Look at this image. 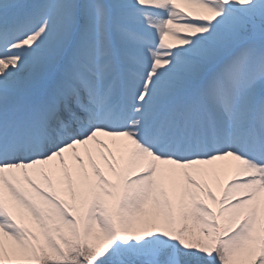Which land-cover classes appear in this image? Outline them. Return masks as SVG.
Here are the masks:
<instances>
[{"label": "snow or ice", "instance_id": "obj_1", "mask_svg": "<svg viewBox=\"0 0 264 264\" xmlns=\"http://www.w3.org/2000/svg\"><path fill=\"white\" fill-rule=\"evenodd\" d=\"M0 264H264V0H0Z\"/></svg>", "mask_w": 264, "mask_h": 264}, {"label": "bare ground", "instance_id": "obj_2", "mask_svg": "<svg viewBox=\"0 0 264 264\" xmlns=\"http://www.w3.org/2000/svg\"><path fill=\"white\" fill-rule=\"evenodd\" d=\"M226 179L227 177H222V180H226ZM213 190L216 191L218 196L220 195L219 191L216 190L215 186H213Z\"/></svg>", "mask_w": 264, "mask_h": 264}]
</instances>
